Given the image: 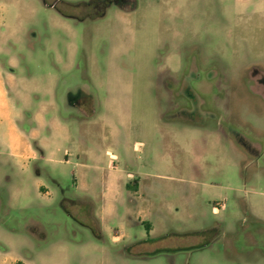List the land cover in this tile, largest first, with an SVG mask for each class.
<instances>
[{
	"label": "rangeland",
	"instance_id": "obj_1",
	"mask_svg": "<svg viewBox=\"0 0 264 264\" xmlns=\"http://www.w3.org/2000/svg\"><path fill=\"white\" fill-rule=\"evenodd\" d=\"M0 264H264V0H0Z\"/></svg>",
	"mask_w": 264,
	"mask_h": 264
},
{
	"label": "trees",
	"instance_id": "obj_2",
	"mask_svg": "<svg viewBox=\"0 0 264 264\" xmlns=\"http://www.w3.org/2000/svg\"><path fill=\"white\" fill-rule=\"evenodd\" d=\"M136 182H137L136 179H134V180H133V184L136 185ZM127 187H129V184H127Z\"/></svg>",
	"mask_w": 264,
	"mask_h": 264
}]
</instances>
